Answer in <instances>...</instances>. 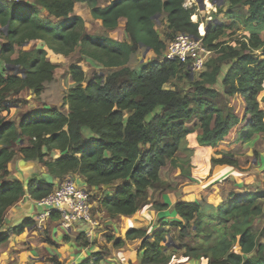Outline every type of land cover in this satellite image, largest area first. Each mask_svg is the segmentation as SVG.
<instances>
[{
	"label": "trees",
	"instance_id": "1",
	"mask_svg": "<svg viewBox=\"0 0 264 264\" xmlns=\"http://www.w3.org/2000/svg\"><path fill=\"white\" fill-rule=\"evenodd\" d=\"M186 1L113 0L100 7L98 0H0V36L5 40L0 48V245L9 239L1 229L10 207L26 194L43 200L71 175L84 177L99 191L111 186L114 196L102 203L111 217L135 215L149 189H171L160 176L165 167L191 176L192 166L177 153L194 133L198 145L217 156L213 166L240 169L230 151L264 135V34L243 35L235 40L236 47L221 40L247 27H264V0H226L229 7L220 10L225 20L208 25L202 38L215 55L195 75L179 61L164 59L171 38L181 33L200 38V22L191 20L194 10L185 7ZM80 3L87 4L93 19L107 30L117 29L124 19L126 39L87 34L84 19L74 14ZM36 41L46 49L21 50ZM146 48L156 58L138 70L131 68L132 58ZM78 49L81 57L68 68L74 82L63 101L68 114L40 107L16 121L1 117L12 98L30 92L38 99L45 93L58 69L48 60V50L68 57ZM86 59L105 72L89 78L79 65ZM9 65L25 73L13 75ZM24 139L28 146L16 152ZM54 151L61 154L57 159L50 158ZM17 156L38 161L55 182L33 179L25 187L5 180ZM173 209L179 220L162 224L153 236L128 231L127 240L142 239L143 264H170L180 253L208 264H264V227H257L264 214V193L232 195L215 208L203 201L178 202ZM168 237L175 246L164 244ZM123 244L113 242L115 248ZM102 257L97 254L83 264H98Z\"/></svg>",
	"mask_w": 264,
	"mask_h": 264
},
{
	"label": "crops",
	"instance_id": "2",
	"mask_svg": "<svg viewBox=\"0 0 264 264\" xmlns=\"http://www.w3.org/2000/svg\"><path fill=\"white\" fill-rule=\"evenodd\" d=\"M112 1L110 0L106 6L110 5ZM81 5H85V3L78 4L74 14L84 19L87 34L108 37L117 41L126 39L124 29L126 21L124 19L120 21V26L117 29L110 31L105 29L100 21L93 19L86 5L84 15L76 13ZM99 6L106 7L100 4ZM86 18L94 21L93 28L96 29L90 30ZM158 31L163 33L161 30ZM245 33L246 36L263 35L264 27H247ZM113 36L119 37L113 38ZM29 44H33L34 47L27 51L46 49L38 41ZM141 51H144V56L147 54L146 50ZM48 57L60 60L56 54L49 50ZM88 61L93 67L103 69L96 62L90 59ZM140 65L133 69L138 70ZM2 66L4 64L0 60V68ZM54 78L57 80L53 81V84L51 82L47 85V90L40 98L37 99L28 92L30 96H27L24 101L19 100L17 104L12 105L15 112L20 113L19 117L31 109L40 107L58 109L65 114L70 112L69 107L63 102L65 94L74 85L69 70H65ZM51 84L53 89L48 92V87ZM197 136V133H194L186 137L181 142L177 153L182 162L192 166L191 176H183L179 169L170 165L165 167L160 176L171 189L164 192L158 189H149L141 209L131 217L113 218L104 209L103 200L114 196L111 186L109 188L105 186L103 190L99 191L95 187L88 186L84 177L71 175L70 178L93 195V213L98 225L91 227L84 223H76L67 229L62 225L59 216L53 215L46 225V230L41 233L35 228V220L42 209L36 200L26 194L4 215L1 230L8 234L9 239L0 245V264H83L97 254H103L98 264H143L144 253L140 251L142 239L127 240L126 235L130 229L143 231L148 236H153L162 224L179 220L173 209L178 202L201 203L205 201L207 206L215 208L228 202L232 195L243 196L251 192L264 193L263 135L257 136L246 144H238L230 151L240 163L238 170L227 166H213L212 158H217V156L212 149L199 146ZM237 141L238 136L235 135L233 142ZM22 145L28 146V139H24L23 143L16 145V152ZM60 155L59 152L54 151L50 154V158L57 159ZM47 175V169L38 161H25L21 156H17L9 167V175L5 180L20 181L27 187L31 180L46 179ZM157 205L167 206V209L159 210ZM116 240H122L124 244L115 248L113 242ZM151 242L153 241L151 240ZM170 264H208V261L185 259L180 253L174 256Z\"/></svg>",
	"mask_w": 264,
	"mask_h": 264
},
{
	"label": "built area",
	"instance_id": "3",
	"mask_svg": "<svg viewBox=\"0 0 264 264\" xmlns=\"http://www.w3.org/2000/svg\"><path fill=\"white\" fill-rule=\"evenodd\" d=\"M199 35L200 38H195L186 33L178 34L167 46L164 59L179 61L191 75L203 72L213 53L203 44L205 31L201 28ZM37 204L42 209L35 220L38 232L43 233L46 230L53 215L59 216L62 225L67 229L76 223L91 227L98 225L93 213V195L70 177L61 181L53 193L37 201Z\"/></svg>",
	"mask_w": 264,
	"mask_h": 264
},
{
	"label": "rangeland",
	"instance_id": "4",
	"mask_svg": "<svg viewBox=\"0 0 264 264\" xmlns=\"http://www.w3.org/2000/svg\"><path fill=\"white\" fill-rule=\"evenodd\" d=\"M110 0H98V5L100 4L101 6H106L109 3ZM207 3L210 4V8L207 7ZM78 5V4H77ZM76 5V6H77ZM87 6V4H85ZM85 5H81L78 7V11H76V13L78 14H85ZM88 7V6H87ZM185 7L189 8V9H193L194 10V14L191 18V20L195 23L200 22V28L203 29L206 32V28L208 25H218L221 23V21L225 20L224 17V13H222L220 10L222 11H226V9L229 7V4L226 0H205V10H203L201 8V6L199 5V2L197 0H187L185 3ZM89 11L90 8L88 7ZM224 19V20H223ZM87 24L90 25V30L96 29L93 28L94 26V21L92 19H85ZM157 28L158 30H161L164 32V27L160 24V22L157 21ZM245 30L244 32H239L238 34H236L234 37H224L222 38L221 41H228V43L234 47H236V42L235 40H241L242 36L245 35ZM117 38L119 36H113V38ZM173 38H171V40L167 43L168 45L170 43H172L174 40H172ZM5 43V40L2 36H0V48L1 45ZM34 47L33 44H27L24 48V50H30ZM215 54H212L211 57H213ZM79 49L73 53L72 55L68 56V57H63V59H57V58H49L48 59L50 61H52L54 64H56L58 66V69L56 71V75L59 76V74L61 75V73H63L65 70H67L69 68V66L76 62L79 59ZM156 57H154L153 55H151V53H147L144 56V51H141L139 54H137L135 57L132 58V62L130 63V66L132 68H138L141 62H145L146 59H155ZM79 65L83 68V70L86 72L87 76L90 78L92 76H94L95 74H103L102 72H105L104 69H100V68H95L93 67V65H91L88 61V59L84 60L83 62H80ZM3 69V66L0 68V70ZM57 79L54 78L53 81H55ZM52 81V84H53ZM52 84L48 87V92L52 91ZM185 89H187V86H185ZM47 90V89H46ZM68 91V90H67ZM67 91H64V93H67ZM66 95V94H65ZM27 96H30L28 92H24L21 96H19L18 98H12L11 102L8 107L4 108V112L1 114V117L4 118L5 120L10 119L11 121H16L17 119H19V112H15V110L12 108L11 104H17L19 102V100L24 101L26 99ZM61 98V95L59 96V99ZM233 104L237 105L239 102V99H232ZM193 122L190 124L192 125ZM189 125V126H190ZM264 136V135H263ZM252 141V140H251ZM264 149V148H263ZM257 227L258 228H262L264 227V214L263 216L257 221Z\"/></svg>",
	"mask_w": 264,
	"mask_h": 264
},
{
	"label": "water",
	"instance_id": "5",
	"mask_svg": "<svg viewBox=\"0 0 264 264\" xmlns=\"http://www.w3.org/2000/svg\"><path fill=\"white\" fill-rule=\"evenodd\" d=\"M199 2V5L201 6V8L203 10H205V0H197ZM48 16V14H46ZM159 16H156L154 19H157ZM158 26V25H157ZM146 52L147 53H151V55H153L155 57V54L154 52L149 49V48H146ZM60 59H63V56H59ZM151 59H146L145 60V63L149 62ZM8 71L12 72L13 75H21V74H24L25 73V70H21L20 67L18 66H13V65H9L6 67ZM49 182H53V178H51L49 175H47V178L45 179ZM110 186H106V188H109ZM168 241H166L164 244L166 246H175V243L170 239V237H168Z\"/></svg>",
	"mask_w": 264,
	"mask_h": 264
},
{
	"label": "bare ground",
	"instance_id": "6",
	"mask_svg": "<svg viewBox=\"0 0 264 264\" xmlns=\"http://www.w3.org/2000/svg\"><path fill=\"white\" fill-rule=\"evenodd\" d=\"M207 7L210 8V4H207Z\"/></svg>",
	"mask_w": 264,
	"mask_h": 264
}]
</instances>
